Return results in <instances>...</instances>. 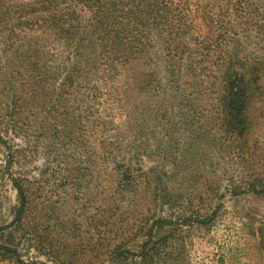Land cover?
<instances>
[{"label": "rangeland", "instance_id": "obj_1", "mask_svg": "<svg viewBox=\"0 0 264 264\" xmlns=\"http://www.w3.org/2000/svg\"><path fill=\"white\" fill-rule=\"evenodd\" d=\"M154 2L114 64L2 17L0 264H264V0ZM229 64L257 76L246 137L222 123Z\"/></svg>", "mask_w": 264, "mask_h": 264}, {"label": "trees", "instance_id": "obj_2", "mask_svg": "<svg viewBox=\"0 0 264 264\" xmlns=\"http://www.w3.org/2000/svg\"><path fill=\"white\" fill-rule=\"evenodd\" d=\"M154 1L129 0L125 3V0H35L32 1L29 10L26 4L16 5L12 0H0V21L3 22V18L9 17L11 13L20 14L19 17L22 19L27 16L26 11H32L30 16L40 14L36 18L40 28L45 31L49 30L48 32L62 43L78 46L80 42L87 40L89 34L95 36L98 41L106 43L103 48L110 47L107 51L110 54L108 59L114 64L125 61L127 50L124 44L128 35L133 36L135 42H139L138 35H140L141 30L139 26L143 21L139 16L142 14L150 15L155 9ZM10 2L15 6V11L12 10L13 6L11 8ZM76 8L80 11L85 10L91 15L90 32L82 28L80 23L82 17L77 13ZM134 33L136 34L134 35ZM31 52L35 53L36 50L31 48ZM39 58L37 57L38 60ZM254 76L253 80H249V77ZM222 80H224V87L221 105L224 128L232 136L246 137L249 131L250 94L257 76L252 72L250 74H238L235 68L229 64V67L225 68ZM39 82L42 83L41 80ZM16 109V102L9 104L8 117L10 121L8 120V123L11 127H14L16 123ZM1 142L6 145L0 135ZM126 174L122 173V177L127 176V179H130V175ZM13 185L20 198L18 214L22 215L28 204L27 193L24 186L16 179H13ZM252 189L256 193H261L256 186H252ZM157 224L163 228L167 225H173L174 222L159 219Z\"/></svg>", "mask_w": 264, "mask_h": 264}]
</instances>
